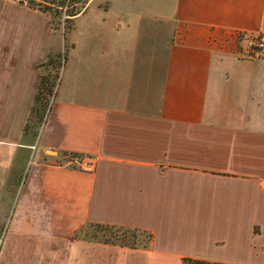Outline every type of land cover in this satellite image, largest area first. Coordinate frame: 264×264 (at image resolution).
Masks as SVG:
<instances>
[{
	"label": "crops",
	"instance_id": "obj_1",
	"mask_svg": "<svg viewBox=\"0 0 264 264\" xmlns=\"http://www.w3.org/2000/svg\"><path fill=\"white\" fill-rule=\"evenodd\" d=\"M168 1L147 10L161 18L98 6L80 25L86 8L33 136L45 62L63 44L46 13L0 0L1 177L26 149L36 157L20 163L0 264H264V54L236 46L238 32L264 31V0ZM87 223L153 239L132 249L74 238Z\"/></svg>",
	"mask_w": 264,
	"mask_h": 264
},
{
	"label": "rangeland",
	"instance_id": "obj_2",
	"mask_svg": "<svg viewBox=\"0 0 264 264\" xmlns=\"http://www.w3.org/2000/svg\"><path fill=\"white\" fill-rule=\"evenodd\" d=\"M151 1H139V0H87L85 3H78L75 5V8L77 12H79L75 19L70 21H64L65 15L62 14L61 17H55V19H52L49 12H44L48 15L50 18L53 31L56 33V35L61 40L63 46L60 48L59 51L54 52L52 55L57 60V68H53L50 73L52 75L58 76L61 68L62 63V54H65L69 47V39L67 36H69V32L72 30L75 21L78 17L81 16L82 13L86 12V8L89 7L87 14L80 18V25L85 24L87 21H90L91 23L96 22L100 18V14L103 13L99 9L98 6H101L103 8H110L108 13L116 15H121L123 19L133 20V21H139L140 18H149L150 15H153V17L161 18V16H165L166 12L157 11V12H147L149 6L151 5H157V6H164L166 4H169V1L166 3L165 0L161 2V0H152L151 3L147 4ZM23 3V2H21ZM24 4V3H23ZM27 7H30L27 5V2L25 4ZM140 5V6H138ZM138 8H142L143 11H139ZM33 8V7H31ZM36 9V8H34ZM39 10V9H38ZM146 10V11H145ZM53 20V23H52ZM79 30V29H78ZM79 32H75V35ZM45 72V71H44ZM56 79V78H55ZM52 93L56 85V80L52 79ZM52 101L50 99L46 111L44 115L38 119L34 118V122L30 120L31 124L34 126L30 129V132L33 134V136L36 135V133L41 128V125L49 111V106L52 104ZM51 102V104H50ZM30 119V118H29ZM32 119V118H31ZM35 133V134H34ZM31 137V136H30ZM26 141H30V138H26ZM27 150V149H26ZM24 154H19L16 156L17 160L15 163V166L12 168V171L10 173L9 177L2 178V173L0 172V182L1 184L4 183V186L2 188L0 187V259L1 258H7L5 253L3 252L5 240L8 234V226L10 223L11 215L13 212V205L15 204V200L17 198V190L21 183V179H24L25 176V169L26 166H29L27 164L28 160L33 161L36 157L34 154L31 153V150L26 152ZM22 161L25 162V167H23L22 170ZM13 170H17L16 172ZM18 172V173H17ZM17 174H19V177L17 178ZM2 176V177H1ZM121 231H116V229H106L102 225H98L97 223H87L85 226H83L80 230L74 234V238L94 243H103L104 240L109 239L111 241L115 240L114 238L118 239L119 235L121 236ZM145 240L144 235L138 234L136 236V242H142ZM119 240H116L115 243H119ZM45 255H48V251H46ZM163 259L164 257L161 256ZM40 258V256L38 257ZM141 258V257H140ZM138 256L136 257V260L141 261ZM36 259V258H35Z\"/></svg>",
	"mask_w": 264,
	"mask_h": 264
},
{
	"label": "trees",
	"instance_id": "obj_3",
	"mask_svg": "<svg viewBox=\"0 0 264 264\" xmlns=\"http://www.w3.org/2000/svg\"><path fill=\"white\" fill-rule=\"evenodd\" d=\"M87 0H26L27 5L36 9H39L41 11L49 12L52 16V19H55V17H61L62 14L65 15L64 21H72L75 19V16L79 13L77 12L75 5L78 3H85ZM53 23V20H52ZM46 66H49V69L45 71L40 79L37 92L35 95L34 103L32 106V115L30 119L26 122L24 131L31 129L33 125L31 124L30 120L34 121L35 119L41 118L47 108V105L50 101V96L52 93V83L51 80L57 77L56 74L52 75L50 71L53 68H57V60L53 55L50 54L48 60L45 62ZM32 118V119H31ZM34 122H37L36 120ZM98 224V223H97ZM104 226L106 229H116V231H121V236L119 235V238L111 241L109 239H106L103 241L105 244H114L119 245L122 247H128L132 249L137 248H147L149 247L152 239L153 234L145 229L136 228V227H125V226H117V225H108V224H98ZM85 226V225H84ZM83 227V226H82ZM81 227V228H82ZM80 228V229H81ZM79 229V230H80ZM77 232V231H76ZM76 234V233H75ZM138 234L144 235L145 240L136 242V236ZM116 240H119V243H115ZM181 264H228L224 262L219 261H210L206 259L201 258H194V257H183Z\"/></svg>",
	"mask_w": 264,
	"mask_h": 264
},
{
	"label": "built area",
	"instance_id": "obj_4",
	"mask_svg": "<svg viewBox=\"0 0 264 264\" xmlns=\"http://www.w3.org/2000/svg\"><path fill=\"white\" fill-rule=\"evenodd\" d=\"M15 1L23 2L24 4H26V0H15ZM236 46H237L239 53L246 55V56L264 54V31L255 32V33L238 32L236 34ZM65 62H66V53L62 54L61 68H60L59 75L55 79L56 85L53 90V93H51V96H50L51 100H53L54 95L56 94V90H57V87L60 81V76L64 68ZM87 166L88 165H85V167Z\"/></svg>",
	"mask_w": 264,
	"mask_h": 264
},
{
	"label": "water",
	"instance_id": "obj_5",
	"mask_svg": "<svg viewBox=\"0 0 264 264\" xmlns=\"http://www.w3.org/2000/svg\"><path fill=\"white\" fill-rule=\"evenodd\" d=\"M46 151H47L48 153L55 154V151L52 150V149H46Z\"/></svg>",
	"mask_w": 264,
	"mask_h": 264
}]
</instances>
